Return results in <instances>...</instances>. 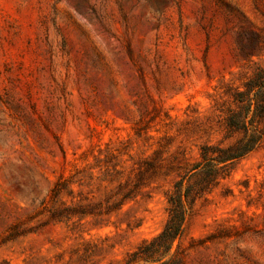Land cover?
Returning a JSON list of instances; mask_svg holds the SVG:
<instances>
[{"label": "rangeland", "instance_id": "1", "mask_svg": "<svg viewBox=\"0 0 264 264\" xmlns=\"http://www.w3.org/2000/svg\"><path fill=\"white\" fill-rule=\"evenodd\" d=\"M253 77L264 0H0V264H151L128 259L200 146L242 136L228 115ZM173 255L264 264V137L194 200Z\"/></svg>", "mask_w": 264, "mask_h": 264}, {"label": "trees", "instance_id": "2", "mask_svg": "<svg viewBox=\"0 0 264 264\" xmlns=\"http://www.w3.org/2000/svg\"><path fill=\"white\" fill-rule=\"evenodd\" d=\"M244 86L245 89H236L233 92L238 108L230 110L227 121L229 131H240L242 136L226 146L222 141L204 143L200 146V160L180 175L172 189L167 192L168 218L163 229L153 238L144 239L130 254L128 263L141 258L151 264H184L182 257L176 255L168 259L164 257L173 247L175 240L182 235L189 207L198 196L209 191L221 178L229 175L234 163L254 150L263 140L264 80L253 77L246 81ZM196 175H199L200 179L192 182L191 179ZM143 177L144 174L141 173L133 188L125 192L118 201L109 203L106 211L119 209L126 200L134 197V189L139 187ZM68 183L69 180L66 178L57 180L51 190L52 199H55ZM74 209L72 206H62L60 210L69 217L74 213ZM81 213L86 212L81 210Z\"/></svg>", "mask_w": 264, "mask_h": 264}]
</instances>
